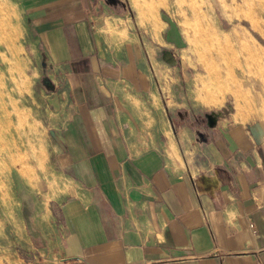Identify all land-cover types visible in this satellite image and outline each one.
Returning a JSON list of instances; mask_svg holds the SVG:
<instances>
[{
	"label": "crops",
	"instance_id": "crops-1",
	"mask_svg": "<svg viewBox=\"0 0 264 264\" xmlns=\"http://www.w3.org/2000/svg\"><path fill=\"white\" fill-rule=\"evenodd\" d=\"M27 8L49 92L43 264H264V116L197 108L178 54H151L162 37L124 0Z\"/></svg>",
	"mask_w": 264,
	"mask_h": 264
},
{
	"label": "rangeland",
	"instance_id": "rangeland-1",
	"mask_svg": "<svg viewBox=\"0 0 264 264\" xmlns=\"http://www.w3.org/2000/svg\"><path fill=\"white\" fill-rule=\"evenodd\" d=\"M27 1L0 0V264L44 259L42 225L35 227L31 210L37 156L50 144L42 124L49 92L36 76L44 54L31 52ZM124 1L130 22L145 21L147 37H162V45L147 40L151 54H178L189 77L181 93L197 108L264 116L261 87L250 90L264 84V0Z\"/></svg>",
	"mask_w": 264,
	"mask_h": 264
}]
</instances>
